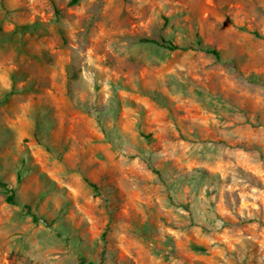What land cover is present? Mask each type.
I'll return each mask as SVG.
<instances>
[{"label": "rangeland", "instance_id": "1", "mask_svg": "<svg viewBox=\"0 0 264 264\" xmlns=\"http://www.w3.org/2000/svg\"><path fill=\"white\" fill-rule=\"evenodd\" d=\"M69 2L0 0V264H264V0Z\"/></svg>", "mask_w": 264, "mask_h": 264}, {"label": "trees", "instance_id": "2", "mask_svg": "<svg viewBox=\"0 0 264 264\" xmlns=\"http://www.w3.org/2000/svg\"><path fill=\"white\" fill-rule=\"evenodd\" d=\"M75 1L76 0H70L69 3L72 4ZM251 33L254 36H256V37H263L264 38V36L260 35L257 31H251ZM140 42L154 44V45H157V46H162V47H165V48H167L169 50H175V49L185 50V49H187L186 46H180V45L175 44L172 41L167 40V39H164V38H160V40L153 39V38H141L140 39ZM196 45L199 47L200 50L204 51L207 54L212 55L215 59H218V60L220 59V53H219V51L216 48H214V47L201 45V42H200L198 36L196 38ZM83 179L92 188L97 189L96 185L93 182H91L87 177L84 176ZM0 187L3 188L6 191V193H7V195H6V201L9 202V203L15 204V199H14L15 192H14L13 187L10 186V184L8 182L3 181L1 179H0ZM24 207L26 208V212L28 214H30V216L34 220H37L38 219V217H36L35 214L30 210V206L29 205H24ZM102 236H103V234H102ZM85 264H93V263L91 261H89V262H87Z\"/></svg>", "mask_w": 264, "mask_h": 264}]
</instances>
